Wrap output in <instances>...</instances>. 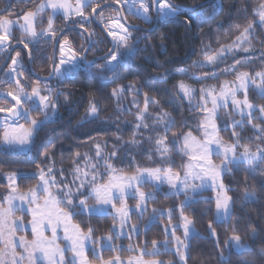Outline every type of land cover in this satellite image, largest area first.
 Segmentation results:
<instances>
[{"label":"snow or ice","instance_id":"snow-or-ice-1","mask_svg":"<svg viewBox=\"0 0 264 264\" xmlns=\"http://www.w3.org/2000/svg\"><path fill=\"white\" fill-rule=\"evenodd\" d=\"M109 10L116 15L106 17L104 13ZM249 10L252 20H249ZM153 12L157 21L184 15L182 23L189 29L205 15L203 5L186 8L173 0H75L74 3L72 0H36L35 7L27 11H0V53L14 50L15 43L28 50L29 60V66L25 67L19 51L15 57L9 54L10 65H5L7 71L0 79V84L9 85L7 90L0 88V114H3L0 115V162L23 155L34 157L31 163L36 166L33 172L4 174L8 191L0 195V264H166L159 259L165 254L178 257L176 264H189L192 259L190 240L199 233L193 220L185 215V210L198 202L194 198L206 190L215 192L214 197L204 202L214 203L217 226L231 225L235 202L228 194L233 189L225 185L224 177L232 175L234 170L239 172L241 166L246 165L244 171L247 175L253 180L259 177L264 186V105H254L249 98L252 90L257 99L264 100V69L255 71L235 67L254 58L252 40L256 38V29L264 32V0L255 7H252L251 0L247 5L242 3L238 6L237 20L247 23L241 25L237 22L229 26L240 30L230 43H221L219 35L215 38L218 47L213 48L211 41H202L201 59L193 61L187 68L166 70L158 78L160 82H166L173 71L181 75L195 71L203 77L215 76L224 70L233 73L231 80H223L218 86L207 85L197 89L183 79L174 85L180 99L188 102L189 110L202 113L196 117L195 131L198 135L183 130L190 124L187 119L181 122L180 131H177V121L161 106V101L149 96L142 88L134 83L118 85L109 96L116 103L117 113L131 112V108L121 107L125 94L129 92L133 94L131 105L137 109L130 147L139 149L146 139L153 147L144 154L151 160L155 153L159 157L156 166L136 164L135 156L129 159L127 148L118 155L123 145L113 143L109 152V142L104 141L95 143L91 153L76 152L71 169L56 167L53 156L49 154L54 145L41 138L40 133L56 122L59 97L65 94L51 86L48 78L37 76L34 83L27 82L25 73L35 74L31 68L33 49L29 46L32 45L36 51H39L42 41L53 46V55L45 59L51 61L50 76L58 84L76 80L81 72L90 80L97 74L101 81L105 80V74L119 79L118 73L135 59L141 40V37H134L133 32L143 31L127 24V16L151 24L154 23ZM58 17L66 22L73 17L79 18L68 26L83 29L78 32L83 45L77 48L67 38L57 39V34L64 31L54 27ZM93 23L102 26L111 38V48L101 58L103 63L88 59V53L93 52L98 43L95 33L89 31ZM45 24L47 27H42ZM16 32L20 36H16ZM259 56L264 57V48ZM197 97L199 102L193 103ZM150 106L155 108L154 112L150 111ZM229 107L240 119L231 120V137L229 142H225L220 136L222 128L218 121L223 122L224 117L232 115L227 111ZM100 111L98 101L90 100L87 116L81 125L87 121H100ZM257 119L261 124L253 123ZM108 122L100 121L102 125ZM249 126L252 136L246 137L243 133ZM228 128L229 124L223 123V130ZM142 130H149L146 138ZM120 139L118 135L117 140ZM250 144H255V147H250ZM173 150L182 161L179 165L172 159ZM41 157L42 162L37 163ZM125 161H128L127 166H118ZM129 166L133 171L126 170ZM66 171L70 173V179L65 177ZM33 180L36 181L34 187L20 191L21 183ZM146 186L154 191H143ZM158 193L165 199L181 195L185 198L167 211L151 209L148 224L143 228L137 227L132 223V216L143 220L149 204L157 200ZM243 199L247 204L255 202L257 197L255 193H249ZM129 200L136 201L134 209L129 207ZM89 201L93 203L90 205ZM211 211L209 208L205 215ZM177 212L179 223L173 225L171 222ZM107 217H111L112 226L105 235L97 237L98 229L90 221ZM83 218H87L89 223H83ZM163 218L168 220V224L162 226L163 241L145 239L138 242ZM208 229L214 238L220 264H231L233 252L257 255L264 264V248L256 253L252 245L244 242L238 226L231 225L232 235L223 242L229 251L228 256L224 255L221 240L211 223ZM178 230H182V237L176 235ZM250 239L256 243L260 239L259 234L253 233ZM117 240L132 242L126 246L117 245ZM105 252L111 255L105 258ZM243 264L248 262L243 261Z\"/></svg>","mask_w":264,"mask_h":264},{"label":"trees","instance_id":"trees-1","mask_svg":"<svg viewBox=\"0 0 264 264\" xmlns=\"http://www.w3.org/2000/svg\"><path fill=\"white\" fill-rule=\"evenodd\" d=\"M211 0H173L174 3L178 5H184L187 7H192L193 5H201ZM36 0H32L31 3L28 0H0V11L4 9H12L14 12L19 13L21 11H27L35 7ZM247 5L249 0H215L208 6L204 7L205 15L202 20L197 21L189 29L186 28L182 23L184 20V15L178 18H169L165 20H160L155 30L152 32H135L134 37H141L140 43L138 45L135 59L130 61L128 66L122 69L118 73L119 79L111 74H105L106 78L101 81L99 74H97L93 79H89L84 72L79 74L76 80H67L63 84H58L57 81H52L57 90L64 92L65 95L59 97V118L56 122L49 124L43 132L40 133L41 138L50 140L53 143L51 147L50 155L53 156L56 161V166L58 169H71L73 167V159L75 158L76 152H83L84 150H91L93 145L97 142L103 143L104 141L110 140L115 136L113 132H100L99 130L107 125L112 129L117 130L120 128H128L132 130H127L128 140L133 139V126L137 122L135 117V112H123V114H118L116 111V103L114 100L110 99V93L114 87L118 85H128L134 83L136 87L142 88L144 92H147L149 96H154L156 99L161 101V106L169 112L172 117L177 121V131H180V124L184 119L190 121L189 126L184 131H193L194 135L196 133V117L202 115L199 112H191L189 110L188 102L186 100H181L176 94L177 89L174 85L180 81L185 80L188 84L199 89L202 86L207 85H219L223 80H231L233 78V73L230 70L220 71L215 74V76L203 77L197 72L187 73L181 75L178 72H172L166 82H160L159 77L166 70H173L179 68H187L193 61L201 59V48L202 41H211L212 47H218L215 43V38L219 35L221 43H230L235 35L239 34L238 29L234 27H229L234 23H240L245 25L247 21L237 20V9L241 4ZM260 0H251L252 7L257 6ZM214 5H216L214 7ZM104 15L107 17L109 15H116L114 11H106ZM251 12L249 10V20H252ZM72 19L65 21L63 18H58L55 26L57 29H65L72 24ZM136 18H129L132 24H141L142 21H135ZM198 25V26H197ZM223 27H218V26ZM46 25L42 27L45 28ZM89 31L95 33V39L98 41L95 50L90 52L89 58L95 56H103L109 52L111 48L110 39L105 35L103 30L96 24L93 23L89 27ZM79 31L73 29L72 31L66 33L63 38H67L73 41L75 46L79 48L84 42L80 39L78 35ZM60 33L57 34V37ZM146 37V38H145ZM99 41H103L100 43ZM15 45V43H14ZM86 46V45H84ZM252 46L254 48L253 59L245 60L241 62V65H236L237 69L243 70H261L264 69V57L259 56V52L264 48V32L260 29L256 31V38L253 40ZM32 56L34 57L33 69L37 75L42 77H47L50 75V60H46L45 57H51L54 53V48L47 41H42L39 45V51H36L32 45ZM21 53V59L24 62L25 67L29 66V60L24 49H18ZM16 51V52H17ZM12 55V57L16 54ZM7 55L0 59V68L4 64ZM103 63V62H100ZM231 64V61H229ZM10 65V62L9 64ZM7 71V68L4 72ZM3 72V73H4ZM25 76L28 78V83H34L36 77L33 72H26ZM192 77L189 79V77ZM0 79H3V74ZM113 81H115L113 83ZM0 88L7 90L9 85L0 84ZM132 93H126L125 99L121 102V107L132 106ZM10 99V98H9ZM95 99L101 106L100 111V121H109L107 124L102 125L100 121H87L81 125V121L85 120L87 116V109L89 101ZM142 101V97L140 98ZM67 100V103L65 101ZM250 100L255 105H264V100H259L256 98L255 92H251ZM143 104L141 102V108ZM232 113L230 117H224V121H218L221 125L220 136L225 142H229L231 137V120H239L240 117L237 116L232 110H227ZM118 117V118H116ZM36 118H42V116H37ZM113 118V120H109ZM132 120V127L127 125L128 121ZM223 123H228L229 128L223 130ZM253 123L261 124L259 119L254 120ZM264 126V125H262ZM239 131V129H237ZM51 133L49 136L48 134ZM244 136H252L251 127H246L243 133ZM94 137L90 139L89 137ZM250 147H255V144H250ZM111 152V149H108ZM172 159L175 163L179 165L182 161L175 150L171 153ZM137 162L141 166H156V162L159 157L153 153V158L149 160L147 156L140 157L137 156ZM34 157L19 156L11 159H5L0 166V195L8 191L6 185L5 173L11 171H36L35 164L31 163ZM43 157L37 163H41ZM123 167V166H122ZM246 165L241 166V170L236 172L234 170L232 175L224 177V183L233 189L228 194L232 196L234 204V216L231 220V225L238 226L240 230V235L244 238V242L252 245L256 253H259L262 248H264V186H262L261 179L258 177L253 180L244 171ZM67 170V169H66ZM127 171H133L132 167H127ZM67 174H70L69 172ZM18 183H21L18 181ZM36 181L23 182L21 183L20 191L24 192L28 188L34 187ZM145 190H153L150 186L144 187ZM166 192L167 189L164 188ZM249 193H255L257 200L251 203L244 202V196ZM212 191H205L201 196L195 197L198 201L194 203L190 208L185 210V215L189 216L193 222L196 231L199 233L198 236L193 237L190 240L191 245V256L192 259L189 264H220L218 259V253L214 246V238L209 235L208 225L211 223L216 229V233L221 240V247L224 249V255L228 256L229 251L227 246L223 242L232 235L231 225L229 223H224L217 226L215 221V205L205 203L209 197L213 196ZM184 196L181 195L179 198H167L165 199L163 194H157V200L150 203L148 208H155L158 210L167 211L171 209L174 205L181 203L184 200ZM129 204L134 205L136 201L129 200ZM211 208L212 211L205 215V212ZM177 212L172 220V224H178ZM77 222H81L78 220ZM91 224L98 229L95 234L97 237L105 235L109 228L112 226L111 217L105 219L97 220L95 218L91 219ZM83 223H89L87 218H83ZM132 223L137 227L143 228L147 225V218L144 217L143 220L139 219L136 215L132 216ZM168 220L166 218L161 219L156 225L151 229V232L146 236H141L139 238L140 243L145 239L151 240L156 239L158 241H163L165 239L162 232V226L167 225ZM177 234H182V230H178ZM253 233L259 234L260 239L253 243L250 239ZM135 240V238H134ZM132 241L127 240H117L116 244H124L125 246ZM105 258L111 255V253L105 252ZM127 255L126 253L124 254ZM160 260L176 264L178 257L175 255L165 254L159 257ZM243 261H247L248 264H262L257 255L243 254L239 255L235 252L231 255V264H243ZM95 264V262H94Z\"/></svg>","mask_w":264,"mask_h":264},{"label":"rangeland","instance_id":"rangeland-1","mask_svg":"<svg viewBox=\"0 0 264 264\" xmlns=\"http://www.w3.org/2000/svg\"><path fill=\"white\" fill-rule=\"evenodd\" d=\"M72 2L74 3L75 2V0H72ZM59 18V17H58ZM57 18V19H58ZM57 19L55 20V23H56V21H57ZM72 19H79L78 17H73ZM71 19V20H72ZM55 23H54V27L56 28V26H55ZM46 25V24H45ZM47 27V25L45 26V28ZM258 29H256V31H257ZM15 35L16 36H20V33L19 32H16L15 33ZM133 36H134V32H133ZM254 40V39H253ZM253 40H252V43H253ZM11 50V49H10ZM10 50H9V52H10ZM9 53H0V59L1 58H3L5 55H8ZM7 57V56H6ZM13 57H15V55L13 56ZM21 58V57H20ZM4 78V77H3ZM49 84L51 85V86H53L54 87V83L53 82H49ZM58 91H60V90H58ZM251 92H254V91H252V90H250L249 91V98H250V94H251ZM240 98H242V97H240ZM197 102H199V97H197V100L196 101H194L193 103H197ZM255 105V104H254ZM128 107L129 108H131V112L133 113V112H135L134 110V108H133V106H129L128 105ZM232 110V108L231 107H229L227 110ZM150 111H155V108L153 107V106H150ZM137 112V111H136ZM136 112H135V114H136ZM58 113H59V108H58ZM0 115H3V114H0ZM35 115V114H34ZM238 116V115H237ZM59 118V115H58V117H57V119ZM38 119H43V117L42 118H38ZM56 119V120H57ZM127 125H129L130 127H132L133 125H132V120L131 121H128L127 123H126ZM127 130H132V128L131 129H128V128H124V129H121V126H120V128L117 130V133H116V131H115V129H112L109 125H107V126H105V127H103V128H101L99 131L100 132H113V133H115V136L114 137H112L110 140H107L108 142H109V146H108V149H111L112 150V144L113 143H115L117 146H120V145H123V147H121L120 148V152L118 153V155H122L123 153H124V149L125 148H127L128 149V152L130 153V155H129V159H131L132 158V156H135V163L136 164H138V162H137V156H140V157H144V156H146L144 153L146 152V151H151V149H152V147L153 146H151V145H149L148 143H147V141H146V139H144V141H143V143H142V145H141V147L139 148V149H133V148H131L130 147V143H131V141L133 140V139H129L128 140V133H126L127 132ZM143 132H144V136H145V138H146V136L148 135V133H149V130H142ZM120 136L121 137V139L120 140H117V136ZM93 151V148L91 149V150H84L83 152H81V154H83V153H91ZM215 159V158H214ZM114 163H115V161H113ZM216 163H220V161L219 160H216ZM55 164H56V161H55ZM127 164H128V161H125V163L123 164V165H118V166H120V167H125V166H127ZM57 167V166H56ZM67 170H68V168H66ZM65 169V170H66ZM68 172L66 171L65 172V177L66 178H69L70 179V174H67ZM59 178V177H58ZM165 189H167V186H165ZM143 191H145V192H152L153 190H150V191H148V190H145L144 188L142 189ZM206 191H212V190H206ZM205 192V191H204ZM213 192V191H212ZM214 194H213V196L212 197H214L215 196V192H213ZM195 199V198H194ZM93 202L92 201H89V204L91 205ZM128 205H129V207L131 208V209H134L135 208V206L134 205H131V204H129V202H128ZM152 215V212H150V213H147L144 217H146L147 218V222H148V220H149V217ZM26 221H27V218H26ZM176 235H178V236H183V233L180 235V234H177L176 233ZM29 239H31V236H29L28 237ZM64 246V244L63 243H61V247H63ZM70 255V254H69ZM167 264V263H166ZM170 264H174V263H170Z\"/></svg>","mask_w":264,"mask_h":264},{"label":"water","instance_id":"water-1","mask_svg":"<svg viewBox=\"0 0 264 264\" xmlns=\"http://www.w3.org/2000/svg\"><path fill=\"white\" fill-rule=\"evenodd\" d=\"M215 0H211V1H208V2H206V3H203V4H201V5H203L204 7H206V6H208L209 4H211L212 2H214ZM157 20V19H156ZM127 24H129V22H128V20H127ZM130 25V24H129ZM101 29H102V26H99ZM139 29H141V27H139V26H137ZM72 30V28H69V29H65L62 33H60V35L58 36V38L57 39H60L61 37H63L66 33H68L69 31H71ZM81 31H83V29L81 30ZM104 33H105V31H104ZM106 34V33H105ZM108 37V36H107ZM110 40H111V38L110 37H108ZM18 49H24L23 48V46L22 45H18V44H15L14 45V50H10V52H9V54L12 56ZM26 52L28 51L27 49H24ZM9 54L7 55V57L9 56ZM96 60H98L99 62H103V60L101 59V58H98V59H96ZM9 62H10V59H8V58H6V60H5V62H4V64L2 65V67L0 68V78H1V76H2V74H3V72H4V70L6 69V67H5V65L7 64H9ZM31 68L33 69V64H31ZM35 73V72H34ZM35 75V77L37 78V76H39V77H42V76H40V75H37L36 73L34 74ZM42 78H48V80H49V82H51V81H53L52 79H51V76H49V77H42Z\"/></svg>","mask_w":264,"mask_h":264},{"label":"flooded vegetation","instance_id":"flooded-vegetation-1","mask_svg":"<svg viewBox=\"0 0 264 264\" xmlns=\"http://www.w3.org/2000/svg\"><path fill=\"white\" fill-rule=\"evenodd\" d=\"M133 17L134 16H131V15H128L127 16V20H128V22H129V24L130 25H135V26H139V27H141V29L143 30V31H140V32H142V33H145V32H152L153 30H155V28L157 27V25H158V23H159V21H157L156 20V15H155V12H153L152 13V19H153V21H154V23H151V24H148V23H145L144 21H142V20H140V19H137L136 18V20L135 21H142L141 22V24H132L130 21H129V18H131V19H133ZM69 28H72V30L73 29H76V31H81L82 29H80V28H78V27H67V28H65V29H69ZM64 29V30H65ZM71 30V31H72ZM70 32V31H69ZM104 32V31H103ZM135 33V32H134ZM60 35V34H59ZM58 35V36H59ZM106 35V34H105ZM107 36V35H106ZM58 38V37H57ZM109 39V38H108ZM90 53H88V59H90V60H96V59H98V58H102L103 56H95V57H93V58H89V55ZM106 55V54H105ZM50 76V75H49ZM49 76H47V77H49ZM54 81V80H53ZM52 82V81H51Z\"/></svg>","mask_w":264,"mask_h":264}]
</instances>
